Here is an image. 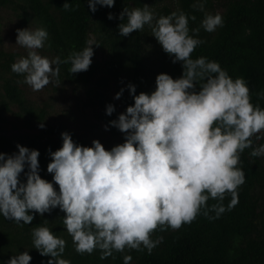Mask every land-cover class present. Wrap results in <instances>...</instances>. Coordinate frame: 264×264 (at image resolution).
Listing matches in <instances>:
<instances>
[{"label": "clouds", "instance_id": "clouds-1", "mask_svg": "<svg viewBox=\"0 0 264 264\" xmlns=\"http://www.w3.org/2000/svg\"><path fill=\"white\" fill-rule=\"evenodd\" d=\"M114 4L115 0H88L93 13L97 6L111 8ZM69 7L65 2L63 8ZM199 8L203 11V3ZM108 19H114L111 13ZM119 19L122 37L149 25L172 63L179 62L182 67L179 78L157 75L150 94L136 95L135 86L128 85L134 104L110 121L124 134V142L106 150L98 140L87 147L62 133V146L49 150L47 172L52 174V182L39 175L38 150L17 144L18 152L0 153V216L17 224H31L35 213L43 216L59 208L65 213L63 224L75 250L91 254L99 249L101 259L126 248L151 253L162 239L151 238L157 229H178L199 214L214 212L209 218H218L226 210L223 201L227 193L231 194L227 205L231 209L238 202L237 189L245 181L238 167L240 154L252 148L254 140L264 139V109L251 103L243 78H231L218 62L206 57L192 58L203 41L190 35L187 14L173 11L155 18L144 5L131 10L125 7ZM222 26L218 13H207L201 21V27L210 33ZM47 38L43 28L17 29L16 44L26 49L27 55L14 62L11 70L23 75L33 91L53 82L51 78L59 73L53 65L61 62L70 63L72 74L86 72L93 46H99L89 40L88 46L64 61L59 57L50 61L36 51ZM114 111L113 105L106 107L107 115ZM250 155L264 157V145ZM22 173L26 177L23 182ZM210 199L217 203L208 205ZM32 243L42 257H51L46 264H70L62 258L66 241L48 227H34ZM31 260L24 251L3 264H30ZM130 260L124 256V264Z\"/></svg>", "mask_w": 264, "mask_h": 264}, {"label": "trees", "instance_id": "trees-1", "mask_svg": "<svg viewBox=\"0 0 264 264\" xmlns=\"http://www.w3.org/2000/svg\"><path fill=\"white\" fill-rule=\"evenodd\" d=\"M65 2L70 5L68 9L63 8ZM201 3L203 11L199 8ZM144 5L149 6L155 18L173 11L187 14L190 35L203 41L191 54L192 58L206 57L218 62L231 78H243L251 103L264 109V0H115L113 7L97 6L95 13L89 9L88 0H0V13L10 11L22 26L45 29L48 33L45 50L53 60L59 57L64 61L71 53L88 46L89 40L99 45L93 46L92 63L86 72L72 74L70 63L61 62L53 65L59 68L58 76L53 78L83 94L80 108L103 122L114 139L119 138L116 146L124 142V134L112 127L110 121L134 104L128 85L135 86L136 95L150 94L155 90L157 75L168 74L174 79L182 75L181 64L172 63L152 36L149 25L128 37L120 36L118 25L122 23L119 16L123 9ZM219 7L223 9L220 15L223 26L211 33L205 31L201 27L205 14H216ZM109 13L114 19H108ZM192 29L199 31L193 33ZM19 57L5 51L0 40V153L18 152L17 144L38 150L39 175L52 182V174L47 172L51 162L49 150L56 151L62 146L61 134L67 132L76 144H86L69 125L48 123L47 106H36L27 99L23 75L11 70ZM121 89L123 94L115 99ZM110 104L115 108L111 116L106 114ZM10 115L16 119L18 128L35 133L3 134L2 126L8 123ZM259 147L254 140L252 148L240 154L238 167L243 170L245 181L237 189L235 206L227 208L231 200V194L227 193L223 201L226 210L218 218H209L215 216L214 212L209 216L199 214L178 229H157L151 238L162 239L151 253L143 248H126L123 252L113 251L104 259L99 249L91 254L78 253L63 224L65 213L56 208L43 216L35 213L31 224H17L0 216V264L24 251L32 257L30 264L41 261L46 264L51 257H42L33 248L32 230L36 226L48 227L66 241L62 258L70 264H124L126 255L131 257L129 264H264V159L250 155ZM25 180L22 173L21 181ZM54 187L59 190L58 185ZM206 203L212 205L217 201L210 199Z\"/></svg>", "mask_w": 264, "mask_h": 264}, {"label": "rangeland", "instance_id": "rangeland-1", "mask_svg": "<svg viewBox=\"0 0 264 264\" xmlns=\"http://www.w3.org/2000/svg\"><path fill=\"white\" fill-rule=\"evenodd\" d=\"M223 12L221 7L216 9V14ZM30 30H35L37 26H28ZM20 24L16 16L10 11L0 13V40L3 49L9 53H17L21 57L27 55V50L16 44L17 29H25ZM45 45L37 49L39 55L48 58L50 53L46 52ZM153 57V56H150ZM20 58V57H19ZM47 86L38 91H33L29 85H25L27 99L36 106H47L49 112L48 123L69 125L75 135L84 141L87 147L92 146L93 140H98L106 150H110L119 138L114 139L106 125L99 121L95 115L88 110H83L80 106L84 96L81 92L69 84H59L52 77ZM76 91V92H75ZM1 132L5 135H33L35 132L29 129L18 128L16 119L8 116V123L2 126ZM263 141V142H262ZM262 142V143H261ZM260 146L264 145V139L257 141ZM264 159V157H262Z\"/></svg>", "mask_w": 264, "mask_h": 264}]
</instances>
